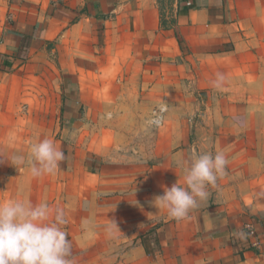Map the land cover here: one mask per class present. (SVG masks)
<instances>
[{"label": "crops", "instance_id": "crops-1", "mask_svg": "<svg viewBox=\"0 0 264 264\" xmlns=\"http://www.w3.org/2000/svg\"><path fill=\"white\" fill-rule=\"evenodd\" d=\"M130 65L142 68L147 93L166 99L171 92L161 86L189 74L210 95L225 92L191 129L179 116L173 156L145 169L143 197L138 180L112 179L95 161L105 142L95 153L70 140L98 108L106 111L102 92ZM59 131L68 145L57 181L65 190L53 197V174L34 178L7 159ZM205 151L228 161L207 188L212 204L170 218L152 201L182 185L184 162ZM255 169H264V0H0V203L63 209L75 264H264V206L254 197L264 184L255 189ZM237 170L248 171L243 180Z\"/></svg>", "mask_w": 264, "mask_h": 264}, {"label": "rangeland", "instance_id": "rangeland-1", "mask_svg": "<svg viewBox=\"0 0 264 264\" xmlns=\"http://www.w3.org/2000/svg\"><path fill=\"white\" fill-rule=\"evenodd\" d=\"M134 66L130 65L132 71L129 69V72L122 76L120 83L116 81L114 86L102 92L100 99L104 103L108 102L106 111L98 108L93 116L91 115V119L86 122L87 125L84 129L75 131L76 136H72L70 140L71 145L74 144L76 147L81 143L85 146H91L95 153H98V149L100 150L101 143L105 142L109 147L107 152L102 156L95 154V161L101 159L100 162L107 170L111 171L110 174L115 172V178L112 179H124L123 183L129 180H138L137 194H139V197H143L146 194L144 193L145 189L149 190L146 182L141 183V179L145 176V169L152 164L158 165L166 156H173L170 150H172L173 138L179 128V116L187 120V129H191L190 124L194 126L201 119H208V115H210L209 103L213 101L211 98L219 96L220 93L225 94V92L219 91L216 93L217 96L212 92L210 95L211 91L200 89L195 82L194 74H189L179 83H168L169 86H161L164 89L168 88V94L171 92L166 99L165 95L163 97L159 93L157 94L158 90L154 91V94L147 93L148 91L142 84V68ZM53 92L58 96V91ZM85 92L92 99L94 93L91 92L93 91L86 90ZM96 99H99V97L97 96ZM161 104L167 105V111L162 113L161 123L155 124L152 119L155 117V111L159 112ZM211 107L213 108V105ZM150 121L151 123H149ZM81 135H84V137L82 138ZM42 139L44 138L42 137ZM52 140L56 147L62 151L68 148L66 139L61 138L60 131L56 134L53 132ZM65 152H63L64 155ZM66 161L65 155V160L60 162L59 169L53 174V197H60L64 194V185H60L57 181L61 179L60 168L67 166ZM171 161L177 162L174 157ZM159 173L161 171L154 174ZM234 173L237 175V180L240 181L243 180V174L245 176L248 171L237 170ZM250 174L254 176L255 189H257L259 180H263L262 183L264 184V169H261V171L251 170ZM259 175L260 177H258ZM110 176L112 177V175ZM110 176L108 175L109 178H111ZM207 188L206 191L209 190ZM75 192H77L75 188L70 189V194ZM207 193L209 195V191ZM254 197L256 200L259 197L260 200L255 201L256 204L264 206V200H261L264 195H254ZM206 199L198 201V207L196 208L201 209L212 204V200ZM109 251L107 250V252ZM105 262L106 264H129V261ZM100 263L103 262L100 261ZM96 264L99 263L96 261Z\"/></svg>", "mask_w": 264, "mask_h": 264}, {"label": "clouds", "instance_id": "clouds-1", "mask_svg": "<svg viewBox=\"0 0 264 264\" xmlns=\"http://www.w3.org/2000/svg\"><path fill=\"white\" fill-rule=\"evenodd\" d=\"M224 79L218 73L213 86L221 88ZM166 111L167 105L161 104L159 114ZM7 160L18 170L27 168L36 178L55 174L65 155L53 140L44 138L30 142L25 154H13ZM227 163L223 152H193L184 162L183 184L164 187L163 194L152 203L157 209H165L170 218H186L198 207V201L207 198L206 188L215 186L217 179L225 175ZM66 224L63 210L52 209L47 202L9 199L0 203V264H75ZM112 224L117 227L114 221Z\"/></svg>", "mask_w": 264, "mask_h": 264}, {"label": "built area", "instance_id": "built-area-1", "mask_svg": "<svg viewBox=\"0 0 264 264\" xmlns=\"http://www.w3.org/2000/svg\"><path fill=\"white\" fill-rule=\"evenodd\" d=\"M153 123L160 124L162 121V114H159V112L155 111V117L152 119Z\"/></svg>", "mask_w": 264, "mask_h": 264}, {"label": "trees", "instance_id": "trees-1", "mask_svg": "<svg viewBox=\"0 0 264 264\" xmlns=\"http://www.w3.org/2000/svg\"><path fill=\"white\" fill-rule=\"evenodd\" d=\"M180 43V42H179Z\"/></svg>", "mask_w": 264, "mask_h": 264}]
</instances>
